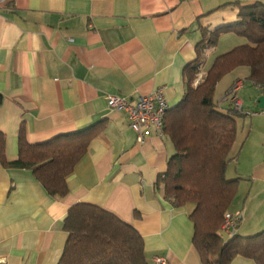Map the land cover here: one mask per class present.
Here are the masks:
<instances>
[{
	"label": "crops",
	"instance_id": "crops-1",
	"mask_svg": "<svg viewBox=\"0 0 264 264\" xmlns=\"http://www.w3.org/2000/svg\"><path fill=\"white\" fill-rule=\"evenodd\" d=\"M257 2L264 4L0 0V131L6 159L18 157L21 126L31 144L89 127L93 134L67 177L63 197L50 195L31 170L0 163V258L5 264H55L67 239L63 219L78 202L97 205L133 226L149 264H157L156 257L167 264H202L188 217L193 205L174 207L163 196L160 176L174 154L170 138L150 135L137 144L125 114L109 108L107 96L135 100L162 87L169 109L174 107L185 91L183 68L196 58L201 27L235 22L240 6ZM225 3L233 4L221 6ZM234 35L223 34L217 45L223 38L234 43ZM245 43L244 38L225 52ZM215 46L203 50L200 76L225 53L207 61ZM249 74V67H236L216 85L226 78L218 102L233 83H242L238 94L244 111L236 117L230 154L235 160L225 170L229 179L239 178L228 212L238 214L235 232L241 235L264 228V109L256 102L264 91ZM230 264L255 262L236 257Z\"/></svg>",
	"mask_w": 264,
	"mask_h": 264
},
{
	"label": "trees",
	"instance_id": "trees-1",
	"mask_svg": "<svg viewBox=\"0 0 264 264\" xmlns=\"http://www.w3.org/2000/svg\"><path fill=\"white\" fill-rule=\"evenodd\" d=\"M230 32L244 37L247 43L216 56L197 81L204 64L203 50ZM201 33L196 58L183 68L185 91L165 114L163 130L174 154L160 176L163 196L174 207L193 205L188 217L194 227L192 243L202 264H230L236 257L264 264V228L247 236L232 233L227 239L220 234L239 181L227 179L225 170L235 160L230 154L236 138V117L242 112L230 103L219 106L214 98L218 82L236 67H249V78L264 83V4L240 6L235 22L212 30L201 27ZM90 128L31 144L21 126L18 157L13 161L5 157V135L0 131V163L31 170L50 195L63 197L68 192L67 177L93 137ZM63 229L67 239L55 264H149L138 231L97 205L78 202L70 206Z\"/></svg>",
	"mask_w": 264,
	"mask_h": 264
},
{
	"label": "built area",
	"instance_id": "built-area-1",
	"mask_svg": "<svg viewBox=\"0 0 264 264\" xmlns=\"http://www.w3.org/2000/svg\"><path fill=\"white\" fill-rule=\"evenodd\" d=\"M241 86V81L233 83L228 92L218 100V105L223 106V102L226 101L237 111L243 112V104L238 96ZM257 87L264 91V83H260ZM107 105L109 108L125 114L129 127L135 133L137 144H143L150 135L159 137L164 135V119L169 106L162 87L147 95L139 96L135 100L123 96L108 95ZM237 217L238 214L226 213L221 230L231 235ZM155 261L157 264H167V261L162 257H156ZM0 264H5L3 257L0 258Z\"/></svg>",
	"mask_w": 264,
	"mask_h": 264
},
{
	"label": "rangeland",
	"instance_id": "rangeland-1",
	"mask_svg": "<svg viewBox=\"0 0 264 264\" xmlns=\"http://www.w3.org/2000/svg\"><path fill=\"white\" fill-rule=\"evenodd\" d=\"M223 35V34H222ZM222 35H220V36H222ZM234 38V43H232L231 42V40H230V38H223L222 40H221V44L218 46L217 44H216V46L214 47V48H217L215 51H213L209 56H208V58H207V61H211L212 59H213V56H215L216 54H218L219 52H225L226 50H227V48L229 47V46H235L236 44H239L240 43V40H244V37H241V36H238V35H234L233 36ZM220 41V37L218 38V41H217V43ZM231 44H234V45H231ZM209 57H210V60H209ZM201 76L200 75H198V79H197V81L199 80V78H200ZM226 79V78H225ZM225 79L219 84V86L217 87V89H216V91H215V95H214V98H215V100L216 99H218L222 94H223V92H224V86H225ZM196 84V83H195ZM241 92V91H240ZM242 95V93H239L238 94V96L240 97ZM226 103V101L225 102H223V104H225ZM225 106V105H224ZM225 177L227 178V179H229L230 177H229V175H225ZM237 186H238V184H237ZM237 197V187H236V192H235V195H234V197H233V200L235 201V198ZM232 200V202H234ZM242 199H240V203L242 202L241 201ZM231 202V203H232ZM242 204V203H241ZM232 205V204H231ZM246 205V204H245ZM244 205V206H245ZM257 206H258V208L259 209H261L260 207H262V205H258V204H256ZM248 207V206H247ZM241 222V220H238L237 222H236V224H239ZM236 224H235V226H234V228H233V231H234V234L236 233L237 234V231L235 232V229L237 228V226H236ZM257 232H259V231H256V232H254V234L255 233H257ZM230 235V234H229ZM238 235H241L240 233H238ZM242 236H247V235H242Z\"/></svg>",
	"mask_w": 264,
	"mask_h": 264
},
{
	"label": "water",
	"instance_id": "water-1",
	"mask_svg": "<svg viewBox=\"0 0 264 264\" xmlns=\"http://www.w3.org/2000/svg\"><path fill=\"white\" fill-rule=\"evenodd\" d=\"M256 102H257L258 107H259L260 109H264V94L259 95V96L256 98Z\"/></svg>",
	"mask_w": 264,
	"mask_h": 264
}]
</instances>
